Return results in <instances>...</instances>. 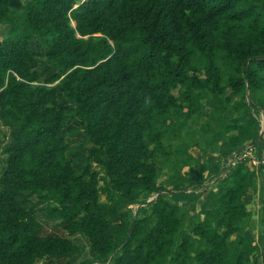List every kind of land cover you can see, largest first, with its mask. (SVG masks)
<instances>
[{
	"label": "trees",
	"instance_id": "obj_1",
	"mask_svg": "<svg viewBox=\"0 0 264 264\" xmlns=\"http://www.w3.org/2000/svg\"><path fill=\"white\" fill-rule=\"evenodd\" d=\"M261 117L264 0H0V264H264Z\"/></svg>",
	"mask_w": 264,
	"mask_h": 264
},
{
	"label": "rangeland",
	"instance_id": "obj_2",
	"mask_svg": "<svg viewBox=\"0 0 264 264\" xmlns=\"http://www.w3.org/2000/svg\"><path fill=\"white\" fill-rule=\"evenodd\" d=\"M260 125V134L264 132V119L261 117L258 119ZM67 132V140L70 145V151L68 152V157L73 160L74 164L76 165L79 171H82L86 164V157L88 155V149L90 147V143L88 142L87 138L84 134L81 133V124L77 120H73L71 123L67 124L65 128ZM77 130V132H76ZM75 132V133H74ZM9 131L0 125V138H6L8 140ZM251 147L248 146L247 152L238 157V160H241L248 156L250 159L254 160L250 156L249 152H253L254 155H257L260 149L255 148V150H251ZM4 155L2 153V148H0V168L2 165V159ZM210 160V159H209ZM212 163L213 161H209ZM251 162V161H250ZM237 163L236 160L232 162V164ZM254 163V162H253ZM252 164V162H251ZM255 164V163H254ZM252 164V165H254ZM259 163L257 162L254 165V176L250 178L249 185L247 187V192L244 196L246 200L248 210L253 214V224L255 225L254 228L250 229L248 233L252 236L255 241L260 245L264 246V239L261 237V233L263 231V226H261V215L263 213V206H264V185L262 183V177L260 173V169L258 166ZM264 172V169H263ZM164 180V176L162 178ZM105 199V195L102 196V200ZM36 201V198L30 197L27 199V205H31L33 202ZM134 211L138 210L139 207H133ZM39 220L41 221L42 232L44 234H54L63 237H68L64 228L59 226V219H51L46 216L45 213H40L38 215ZM72 241L78 245L81 249V253L63 260V263H70V264H81L83 262L90 261V264H99L96 261L95 256L90 252V248L88 245L87 238L82 235H76L71 237ZM264 254V252H263Z\"/></svg>",
	"mask_w": 264,
	"mask_h": 264
},
{
	"label": "built area",
	"instance_id": "obj_3",
	"mask_svg": "<svg viewBox=\"0 0 264 264\" xmlns=\"http://www.w3.org/2000/svg\"><path fill=\"white\" fill-rule=\"evenodd\" d=\"M262 136H264V132H262ZM261 145L259 144V146H253L251 147V150H255V148H258L260 149V151L258 152L257 155H254L253 152H249L250 156H252L253 158L255 157L254 160L250 159L248 156H246L245 158H249L250 161L252 162V164L256 165V163L258 162L259 165L258 166H261V165H264V147L262 148V153H261ZM247 152V151H246ZM244 159V158H243ZM254 162V163H253Z\"/></svg>",
	"mask_w": 264,
	"mask_h": 264
},
{
	"label": "crops",
	"instance_id": "obj_4",
	"mask_svg": "<svg viewBox=\"0 0 264 264\" xmlns=\"http://www.w3.org/2000/svg\"><path fill=\"white\" fill-rule=\"evenodd\" d=\"M223 150H225V146H223ZM198 156H201V153H198ZM209 159H210L211 161H214V160L216 159V157H210V156H209V157H208V160H209ZM210 160H209V161H210ZM245 201H246V200H245ZM200 208H201L200 206L197 207L198 210H199Z\"/></svg>",
	"mask_w": 264,
	"mask_h": 264
},
{
	"label": "clouds",
	"instance_id": "obj_5",
	"mask_svg": "<svg viewBox=\"0 0 264 264\" xmlns=\"http://www.w3.org/2000/svg\"><path fill=\"white\" fill-rule=\"evenodd\" d=\"M260 136H262V134H260Z\"/></svg>",
	"mask_w": 264,
	"mask_h": 264
}]
</instances>
